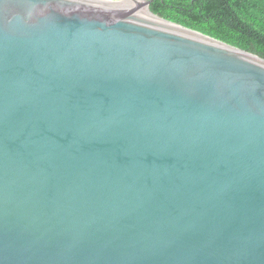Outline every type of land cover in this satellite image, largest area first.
<instances>
[{"label":"water","instance_id":"obj_1","mask_svg":"<svg viewBox=\"0 0 264 264\" xmlns=\"http://www.w3.org/2000/svg\"><path fill=\"white\" fill-rule=\"evenodd\" d=\"M152 1L0 0V264H264V58Z\"/></svg>","mask_w":264,"mask_h":264},{"label":"trees","instance_id":"obj_2","mask_svg":"<svg viewBox=\"0 0 264 264\" xmlns=\"http://www.w3.org/2000/svg\"><path fill=\"white\" fill-rule=\"evenodd\" d=\"M150 9L264 58V0H153Z\"/></svg>","mask_w":264,"mask_h":264},{"label":"bare ground","instance_id":"obj_3","mask_svg":"<svg viewBox=\"0 0 264 264\" xmlns=\"http://www.w3.org/2000/svg\"><path fill=\"white\" fill-rule=\"evenodd\" d=\"M130 1H132V2H133L134 4H136L138 7L150 11V10L147 8V6L144 5V0H130ZM150 12H151V11H150ZM155 16H156V15H155ZM156 17H158V16H156ZM158 18L161 19L160 17H158ZM161 20H162V19H161ZM163 21H164V20H163ZM165 22H166V21H165ZM169 24H171V23H169ZM171 25H174V24H171ZM174 26L186 30L185 28H182V27H180V26H178V25H174ZM186 31H188V30H186ZM189 32H191V31H189ZM191 33H194V32H191ZM194 34H196V33H194ZM196 35H197V34H196ZM206 39H207V38H206ZM255 59H258V58H255Z\"/></svg>","mask_w":264,"mask_h":264}]
</instances>
